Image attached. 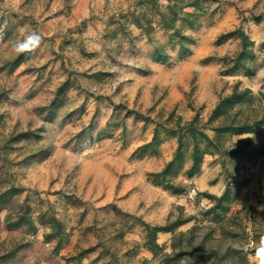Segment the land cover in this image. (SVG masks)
<instances>
[{"label":"rangeland","instance_id":"obj_1","mask_svg":"<svg viewBox=\"0 0 264 264\" xmlns=\"http://www.w3.org/2000/svg\"><path fill=\"white\" fill-rule=\"evenodd\" d=\"M0 264H264V0H0Z\"/></svg>","mask_w":264,"mask_h":264},{"label":"clouds","instance_id":"obj_2","mask_svg":"<svg viewBox=\"0 0 264 264\" xmlns=\"http://www.w3.org/2000/svg\"><path fill=\"white\" fill-rule=\"evenodd\" d=\"M37 38L36 37H29V43H33ZM25 45H21L20 48H18V51H23L25 49Z\"/></svg>","mask_w":264,"mask_h":264}]
</instances>
